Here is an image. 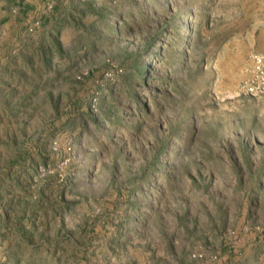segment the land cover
Returning a JSON list of instances; mask_svg holds the SVG:
<instances>
[{
	"label": "rangeland",
	"instance_id": "obj_1",
	"mask_svg": "<svg viewBox=\"0 0 264 264\" xmlns=\"http://www.w3.org/2000/svg\"><path fill=\"white\" fill-rule=\"evenodd\" d=\"M54 2L0 21V264H264V0Z\"/></svg>",
	"mask_w": 264,
	"mask_h": 264
},
{
	"label": "crops",
	"instance_id": "obj_2",
	"mask_svg": "<svg viewBox=\"0 0 264 264\" xmlns=\"http://www.w3.org/2000/svg\"><path fill=\"white\" fill-rule=\"evenodd\" d=\"M48 1L55 4V0H1L0 21L22 25L29 22Z\"/></svg>",
	"mask_w": 264,
	"mask_h": 264
},
{
	"label": "built area",
	"instance_id": "obj_3",
	"mask_svg": "<svg viewBox=\"0 0 264 264\" xmlns=\"http://www.w3.org/2000/svg\"><path fill=\"white\" fill-rule=\"evenodd\" d=\"M252 60H253V66L255 70L258 73H261L262 68L264 67V57L259 53H254L252 55Z\"/></svg>",
	"mask_w": 264,
	"mask_h": 264
}]
</instances>
